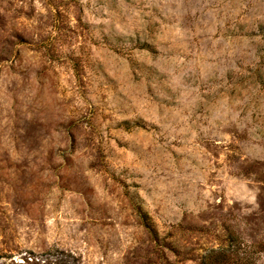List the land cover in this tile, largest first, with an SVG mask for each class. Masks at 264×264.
Returning <instances> with one entry per match:
<instances>
[{
    "label": "rangeland",
    "instance_id": "rangeland-1",
    "mask_svg": "<svg viewBox=\"0 0 264 264\" xmlns=\"http://www.w3.org/2000/svg\"><path fill=\"white\" fill-rule=\"evenodd\" d=\"M0 264H264V0H0Z\"/></svg>",
    "mask_w": 264,
    "mask_h": 264
}]
</instances>
